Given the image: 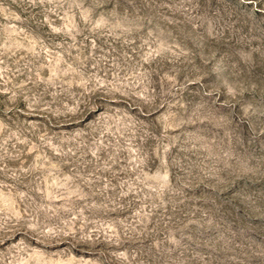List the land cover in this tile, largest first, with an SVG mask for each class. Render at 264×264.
<instances>
[{"label":"rangeland","instance_id":"1","mask_svg":"<svg viewBox=\"0 0 264 264\" xmlns=\"http://www.w3.org/2000/svg\"><path fill=\"white\" fill-rule=\"evenodd\" d=\"M0 264H264V0H0Z\"/></svg>","mask_w":264,"mask_h":264}]
</instances>
